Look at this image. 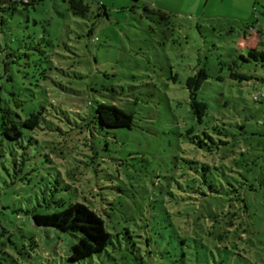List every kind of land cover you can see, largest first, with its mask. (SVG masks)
I'll return each mask as SVG.
<instances>
[{"label":"rangeland","instance_id":"374dc122","mask_svg":"<svg viewBox=\"0 0 264 264\" xmlns=\"http://www.w3.org/2000/svg\"><path fill=\"white\" fill-rule=\"evenodd\" d=\"M85 2L90 8L82 15L67 0L1 13L0 86L19 94L22 121L39 111L45 120L22 128L24 150L14 153H24L21 172L0 165V263L264 264V97L251 98L264 81L217 80L258 44V36L244 35L264 31V0ZM98 4L107 17L97 16ZM202 68L209 75L198 93L208 105L206 120L223 125L230 140L212 155L179 135L194 124L185 81ZM238 70L264 78V68ZM96 101L131 114L133 126L99 131L75 116L89 115ZM190 159L246 178L255 187L244 193L247 210L202 188L207 196L187 198ZM53 198L84 203L102 217L112 234L105 252L72 263L76 238L32 224L27 211L54 212L47 203ZM231 213L244 234L226 233L224 246L205 228L212 216Z\"/></svg>","mask_w":264,"mask_h":264},{"label":"trees","instance_id":"16d2710c","mask_svg":"<svg viewBox=\"0 0 264 264\" xmlns=\"http://www.w3.org/2000/svg\"><path fill=\"white\" fill-rule=\"evenodd\" d=\"M42 0H0V17L2 11L13 10L21 6L34 5ZM69 9L75 14H85L89 11V4L85 0H67ZM97 16H106V9L103 5L98 4ZM161 19H166V14L157 12ZM2 24V19L0 20ZM258 44L254 47H250L247 50L246 55L239 56V63L236 60H232L228 64V70L225 76L217 77V80L224 81L226 79L242 83L250 80H261L264 78L256 75H251L239 71L240 66H252L253 68H264V32L258 31ZM245 64V65H244ZM7 66V65H6ZM7 68L5 73H7ZM1 78V76H0ZM209 79L207 71L202 68L199 69L195 75L190 76L185 81V87L188 91V106L189 112L194 119V124L185 128L184 133L179 134L186 138V140L196 149L202 152L212 155L221 147H225L230 144L228 139V131L223 125L217 123H211L206 118L208 117V105L206 102L198 98V93L202 85ZM6 81H13L11 75L6 77ZM6 94V93H5ZM4 94L3 86H0V165L5 167L7 164L13 166H19V169H15L16 173L21 172L20 167L24 164V153L20 156H14V153L18 149L24 150L23 146V133L22 128L33 130L40 125L41 120H45V114L43 112H31L24 121H22L20 114L18 113L22 106L23 101L19 99L17 92H8ZM252 98V97H251ZM262 98V97H260ZM260 98L253 100V102H260ZM75 116L81 120H89V123L97 126L99 131L115 129H130L133 126V116L115 104H109L101 101H96L92 111L89 115H85L81 118L80 113H76ZM234 136V135H232ZM235 139L233 138V141ZM243 154V152H241ZM12 160L10 161V159ZM18 158L21 161H18ZM10 162V163H9ZM19 163V165H18ZM186 169L189 171L187 174L186 185L184 192L187 194V198H191V195L200 194L201 188L206 192L221 197L223 195L229 196L231 200L238 202V209L247 210L244 193L255 191L253 185H247L246 178L241 180L230 179L222 170L221 165L216 166L214 164L201 163L196 160H186ZM222 167H224L222 165ZM241 176V175H240ZM234 181V182H233ZM242 181L246 182L243 185ZM235 184H237L235 186ZM206 192H202L201 196H207ZM48 205H55L57 210L51 213H39L37 211H27L30 214V220L33 225L37 227L52 228L56 231L65 233L76 238L77 242L74 243L69 249L68 260L72 263H79L83 260H92L95 256L101 255L106 251L109 244H112V234L105 228V222L98 213L90 208L88 205L75 201L66 202L62 199H52V202H48ZM219 215L212 216L211 227H206L207 234L213 236L218 241H223L226 246L225 235L231 232L237 233L236 236L244 234L242 230V224H236L235 213L229 214V218L223 216V220H217ZM214 229V231L210 229ZM6 232L5 230H3ZM219 231H222L220 234ZM3 232V233H4ZM128 236L129 232L127 231ZM9 235V242L13 244L11 240L12 234ZM32 246L37 247V243L33 237H30ZM188 238L183 237L180 243L185 245V241ZM235 247V244H232ZM200 247L206 249L204 244L200 242ZM225 247H223L224 249ZM227 248H225L226 250ZM232 255L238 256L241 260L244 259L240 254L232 252ZM219 264H225L220 260ZM1 264V263H0ZM15 264V263H13ZM218 264V263H216ZM228 264V262H227Z\"/></svg>","mask_w":264,"mask_h":264},{"label":"built area","instance_id":"2783aa9c","mask_svg":"<svg viewBox=\"0 0 264 264\" xmlns=\"http://www.w3.org/2000/svg\"><path fill=\"white\" fill-rule=\"evenodd\" d=\"M258 31H259L258 29H254V28L251 29V32H254L255 34H258ZM251 97L253 100H256L260 97H264V87L260 91H258L257 93L253 94Z\"/></svg>","mask_w":264,"mask_h":264},{"label":"crops","instance_id":"0c3cea01","mask_svg":"<svg viewBox=\"0 0 264 264\" xmlns=\"http://www.w3.org/2000/svg\"><path fill=\"white\" fill-rule=\"evenodd\" d=\"M249 36H252V37H255V38L257 37V35H256L254 32H251V31H250V34H245V35H244V39H245V38L247 39ZM256 39H257L256 41L258 42V37H257ZM241 46H243V43H241ZM246 47H248V46L246 45ZM248 48H249V47H248Z\"/></svg>","mask_w":264,"mask_h":264}]
</instances>
